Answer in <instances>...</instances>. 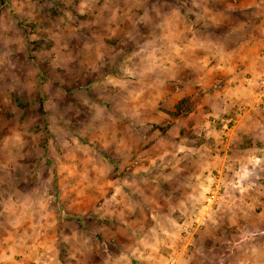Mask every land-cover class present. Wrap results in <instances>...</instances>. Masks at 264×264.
<instances>
[{
    "label": "clouds",
    "instance_id": "obj_1",
    "mask_svg": "<svg viewBox=\"0 0 264 264\" xmlns=\"http://www.w3.org/2000/svg\"><path fill=\"white\" fill-rule=\"evenodd\" d=\"M0 11V264H264V0Z\"/></svg>",
    "mask_w": 264,
    "mask_h": 264
},
{
    "label": "rangeland",
    "instance_id": "obj_2",
    "mask_svg": "<svg viewBox=\"0 0 264 264\" xmlns=\"http://www.w3.org/2000/svg\"><path fill=\"white\" fill-rule=\"evenodd\" d=\"M8 22V19L5 17V14L3 11H0V24H6ZM52 76H55V73H50Z\"/></svg>",
    "mask_w": 264,
    "mask_h": 264
}]
</instances>
